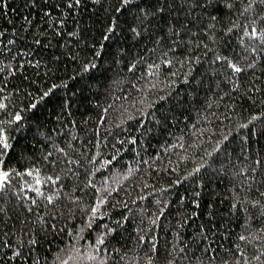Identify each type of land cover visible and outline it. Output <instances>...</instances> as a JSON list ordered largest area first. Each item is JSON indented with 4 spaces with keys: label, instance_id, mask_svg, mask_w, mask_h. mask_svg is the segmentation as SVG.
<instances>
[{
    "label": "trees",
    "instance_id": "trees-1",
    "mask_svg": "<svg viewBox=\"0 0 264 264\" xmlns=\"http://www.w3.org/2000/svg\"><path fill=\"white\" fill-rule=\"evenodd\" d=\"M0 140V264H264V0H0Z\"/></svg>",
    "mask_w": 264,
    "mask_h": 264
},
{
    "label": "snow or ice",
    "instance_id": "snow-or-ice-1",
    "mask_svg": "<svg viewBox=\"0 0 264 264\" xmlns=\"http://www.w3.org/2000/svg\"><path fill=\"white\" fill-rule=\"evenodd\" d=\"M124 2L127 3L128 0H124ZM252 35L254 36L255 33H253ZM233 68H234V70L236 72H240L241 71L240 68H237L234 65H233ZM17 119H19V117H17ZM0 144H2L4 148H7L8 147L7 143L5 141H3V140H0ZM6 179H7V173L0 174V184H2Z\"/></svg>",
    "mask_w": 264,
    "mask_h": 264
}]
</instances>
